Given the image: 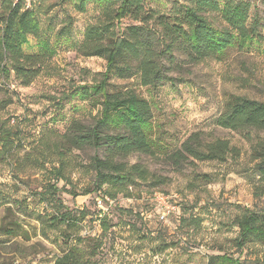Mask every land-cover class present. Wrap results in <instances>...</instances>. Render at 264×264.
<instances>
[{
	"label": "rangeland",
	"instance_id": "obj_1",
	"mask_svg": "<svg viewBox=\"0 0 264 264\" xmlns=\"http://www.w3.org/2000/svg\"><path fill=\"white\" fill-rule=\"evenodd\" d=\"M182 1L145 0V4L148 9L168 12ZM253 2L261 22L259 36L248 39L244 47L235 45L221 61L207 60L190 66L183 76L174 74L185 81L175 86L167 83L156 90L141 87L135 78L110 79L111 90L133 87L150 101L154 138L173 147L192 132L204 130L230 139L242 148V156L224 163L195 161L177 171L157 158L134 155L132 163L146 164L152 172L165 177V183L158 187L141 184L131 188V197L120 194L112 204L103 197L106 187L93 190L92 149L74 150L67 156L69 180L59 182L62 189L56 199L47 196L51 201L48 203L43 194L49 180H54L50 179V168L58 160L53 142L73 119L90 122L99 111L100 105L91 97H82L81 92L93 89L94 82L102 78L106 61L78 55L62 43L63 47L31 85L22 86L14 74L9 79L0 77V100L10 102L2 115L18 134L0 157V217H18L31 238L21 242L23 246L19 244L11 264H54L71 247L83 251L93 264H207L210 254L240 257L253 264L262 256V245L238 248L235 240L240 229L234 220L243 208H264V196L254 194L255 186L264 179L260 180L258 167L250 160L251 148L245 133L215 125L232 94L264 101V0ZM88 8V13H78L74 3L67 0L52 15L55 22L68 12L75 16L73 40L80 41L89 18L99 11L97 4H89ZM42 18L45 25L49 17ZM36 43L31 37L26 51H36ZM260 137L264 138V132ZM156 192L168 195L179 208L167 222L160 220L157 206L147 208L144 216L139 214ZM56 208L68 210L82 221L78 227L66 223L51 228L46 223L42 227L37 217ZM127 208L133 211L124 210ZM42 228L47 237L41 235ZM3 238L0 236V240ZM12 243L2 244L8 247Z\"/></svg>",
	"mask_w": 264,
	"mask_h": 264
},
{
	"label": "trees",
	"instance_id": "obj_2",
	"mask_svg": "<svg viewBox=\"0 0 264 264\" xmlns=\"http://www.w3.org/2000/svg\"><path fill=\"white\" fill-rule=\"evenodd\" d=\"M64 1L67 0L0 1V77L9 79L14 74L22 86L31 85L63 47L62 43H67L78 55L106 61L102 78L94 82L93 89L85 88L81 92L82 97H91L100 105L97 115L90 122L73 119L53 142L58 160L50 168V179L54 180L46 184L44 200L50 203L47 196L57 198L62 189L60 181L68 183L67 156L74 150L95 151L90 157L95 174L93 190L102 191L106 187L104 199H115L120 194L131 197V188L141 184L158 187L165 183V177L152 172L146 164L130 161L137 154L157 158L177 171L195 161L224 163L242 156V148L230 139L204 130L192 132L173 147L154 138V111L150 101L133 87L111 90L110 79L135 78L141 87L156 90L167 83L175 86L185 81L174 74L183 76L190 66L207 60L221 61L235 45L244 47L248 39L259 36L261 22L253 0H183L168 12L148 9L145 0H71L74 10L81 14L88 13L89 4L99 6V11L89 18L80 41L73 40L75 16L68 12L59 22L54 20L55 8ZM43 16L49 17L46 26ZM31 37L37 42L34 52L25 49ZM9 103L0 100V157L18 135L2 115ZM215 125L245 133L251 148L250 160L256 163L260 180L264 179V138L260 137L264 132V101L232 94ZM254 194L264 196V183L255 186ZM155 206L150 198L139 214L144 216L147 208ZM7 210L12 211L10 206ZM124 210L132 212L133 208ZM178 212L177 206L172 217ZM37 219L42 227L50 223V228L58 223L78 227L82 221L70 211L57 208ZM234 222L240 229L235 240L239 249L249 244L264 246V208H243ZM41 235L47 237L45 228ZM0 236H4L0 240V264L13 263L16 258L13 253L18 251L19 244L31 239L14 215L0 217ZM12 241L8 247L2 244ZM54 264L93 263L79 248L71 247ZM207 264L247 263L240 257L210 254ZM253 264H264V252Z\"/></svg>",
	"mask_w": 264,
	"mask_h": 264
},
{
	"label": "built area",
	"instance_id": "obj_3",
	"mask_svg": "<svg viewBox=\"0 0 264 264\" xmlns=\"http://www.w3.org/2000/svg\"><path fill=\"white\" fill-rule=\"evenodd\" d=\"M151 200L159 208V218L162 221L167 222L169 220V217L172 215V213H174L177 209V205L173 203L171 198L163 193L156 192L152 196ZM108 201L111 204L113 203V200L110 198H108ZM99 205L102 206L101 200H99Z\"/></svg>",
	"mask_w": 264,
	"mask_h": 264
}]
</instances>
